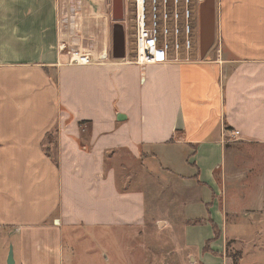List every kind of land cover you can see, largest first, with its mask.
<instances>
[{"label": "crops", "instance_id": "obj_1", "mask_svg": "<svg viewBox=\"0 0 264 264\" xmlns=\"http://www.w3.org/2000/svg\"><path fill=\"white\" fill-rule=\"evenodd\" d=\"M113 26L112 0H0V264H65L67 230L143 224L131 167L194 192L186 221L216 226L187 245L234 264L217 174L233 132L264 145V0H217L219 50L193 62L115 59ZM84 41L93 63H70Z\"/></svg>", "mask_w": 264, "mask_h": 264}, {"label": "rangeland", "instance_id": "obj_2", "mask_svg": "<svg viewBox=\"0 0 264 264\" xmlns=\"http://www.w3.org/2000/svg\"><path fill=\"white\" fill-rule=\"evenodd\" d=\"M72 35L82 37V30L74 29ZM85 44L84 41L85 47L79 50L90 54L91 47ZM218 50L217 42L206 58ZM129 171L119 173V185L122 190L126 187L143 190L147 195L144 223L133 227L67 230L65 264H201L197 252L187 245L185 230L191 226L190 236L199 243L214 227L204 222L197 225L196 218L191 223L186 221L183 205L195 193L185 192L187 187L176 177L163 178L141 167H131ZM129 174L133 176L131 184L125 181ZM217 177L223 183L228 207L224 233H227V255L234 264L241 258L240 264H264V145L244 144L233 138L227 144L225 168ZM196 194L200 196V191ZM200 214L197 217L204 212ZM2 244L0 239V253ZM199 248L198 245L196 250Z\"/></svg>", "mask_w": 264, "mask_h": 264}, {"label": "built area", "instance_id": "obj_3", "mask_svg": "<svg viewBox=\"0 0 264 264\" xmlns=\"http://www.w3.org/2000/svg\"><path fill=\"white\" fill-rule=\"evenodd\" d=\"M204 1L125 0L126 60L145 66L199 59L200 6ZM69 55L72 64L93 63L88 52L77 49ZM238 136L239 132L232 133V137Z\"/></svg>", "mask_w": 264, "mask_h": 264}, {"label": "water", "instance_id": "obj_4", "mask_svg": "<svg viewBox=\"0 0 264 264\" xmlns=\"http://www.w3.org/2000/svg\"><path fill=\"white\" fill-rule=\"evenodd\" d=\"M217 0H205L200 6V58L204 60L216 41ZM125 0H112V56L126 59Z\"/></svg>", "mask_w": 264, "mask_h": 264}, {"label": "trees", "instance_id": "obj_5", "mask_svg": "<svg viewBox=\"0 0 264 264\" xmlns=\"http://www.w3.org/2000/svg\"><path fill=\"white\" fill-rule=\"evenodd\" d=\"M202 221L201 220H196V222H194L195 224H200ZM191 223V222H190ZM216 226V225H215ZM215 226H214V228H215ZM207 247H206V249H205V251H207V250H210L209 248V245H210V242L209 243H207ZM235 264H237V263H235Z\"/></svg>", "mask_w": 264, "mask_h": 264}, {"label": "flooded vegetation", "instance_id": "obj_6", "mask_svg": "<svg viewBox=\"0 0 264 264\" xmlns=\"http://www.w3.org/2000/svg\"><path fill=\"white\" fill-rule=\"evenodd\" d=\"M125 30H126V28H125ZM126 33H127V31H125Z\"/></svg>", "mask_w": 264, "mask_h": 264}]
</instances>
